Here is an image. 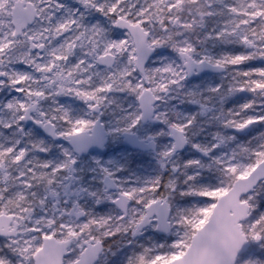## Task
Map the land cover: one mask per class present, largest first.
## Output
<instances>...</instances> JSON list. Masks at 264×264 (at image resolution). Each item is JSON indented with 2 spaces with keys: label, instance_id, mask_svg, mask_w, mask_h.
Here are the masks:
<instances>
[{
  "label": "snow or ice",
  "instance_id": "1",
  "mask_svg": "<svg viewBox=\"0 0 264 264\" xmlns=\"http://www.w3.org/2000/svg\"><path fill=\"white\" fill-rule=\"evenodd\" d=\"M0 264H264V0H0Z\"/></svg>",
  "mask_w": 264,
  "mask_h": 264
},
{
  "label": "rangeland",
  "instance_id": "2",
  "mask_svg": "<svg viewBox=\"0 0 264 264\" xmlns=\"http://www.w3.org/2000/svg\"><path fill=\"white\" fill-rule=\"evenodd\" d=\"M248 95H251V94H248Z\"/></svg>",
  "mask_w": 264,
  "mask_h": 264
}]
</instances>
